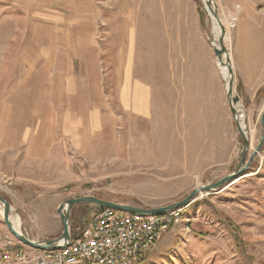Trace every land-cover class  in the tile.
Listing matches in <instances>:
<instances>
[{"label":"rangeland","instance_id":"rangeland-1","mask_svg":"<svg viewBox=\"0 0 264 264\" xmlns=\"http://www.w3.org/2000/svg\"><path fill=\"white\" fill-rule=\"evenodd\" d=\"M79 1L0 0V194L33 239L45 237L42 219L59 217L57 207L68 198L162 207L232 173L243 154L227 96L226 116L216 106L224 77L204 0H123L121 17L133 16L127 25L105 17L74 22L91 8ZM215 1L234 61L237 24L229 25L230 17L252 4L264 36V0ZM77 28L131 35L120 38L124 47L112 37L103 38L104 46L100 37L94 47L83 41V56H91V47L107 50L113 65L107 69L75 68L62 43L51 44L60 48L50 62L38 55L53 40L39 31ZM117 48L125 54L116 59ZM126 60L132 69L114 68ZM236 85L252 151L262 135L264 101H243ZM60 140L67 155L58 157L46 143ZM92 147L99 151L89 157ZM246 172L252 175L199 195L143 264H264V145ZM99 210L75 206L73 227L83 228ZM7 236L14 237L0 213V241Z\"/></svg>","mask_w":264,"mask_h":264},{"label":"crops","instance_id":"crops-1","mask_svg":"<svg viewBox=\"0 0 264 264\" xmlns=\"http://www.w3.org/2000/svg\"><path fill=\"white\" fill-rule=\"evenodd\" d=\"M80 2V1H79ZM81 5L87 6L90 5L91 8L89 10H85V12L82 15H75L73 18L74 22H91L94 23V21H101L106 18L108 22L110 21H122L124 25H127L130 23L133 19V16H129L128 18L121 17V10L124 8L123 6V0H83L80 2ZM113 8L115 9V13ZM118 8L120 9V13L118 11ZM99 9L101 12H99ZM103 10L108 11L109 13L103 14ZM109 14V15H108ZM105 17V18H104ZM105 19V20H106ZM258 14L256 11L253 10L252 4H245V7L241 10L239 17H237V34L235 37V60L233 61V56L231 53L234 70H235V84L240 88V93L242 95V100L244 101V97H246V100L249 101H257L260 100V103L264 101V92L262 93L260 98L258 97V94L261 90V88L264 87V56L261 52V47L264 44L262 38L264 36L261 34L260 28L258 24ZM90 26V24H89ZM110 30L104 31V34H102V31L99 34L98 31H94L92 29L87 28H77L74 30H68L64 33H56L55 31H51L49 33H43L39 31L37 33L38 37L44 38V35L48 37L51 40V43L49 42V45L46 47H41V50L38 52V55L42 54L44 59L46 60V63L53 60L54 56H59V46L51 45L54 43H62L64 46H62L63 53L67 55V58L69 59V64L74 66L77 69L83 68H91L92 70H98V69H107L110 67H113L111 65L110 61L107 58V50L105 48H102L99 52L95 53V49L91 47V50H89L90 57L83 56V41L85 39H90L91 43L94 47V43H98L96 38L100 37L101 41L98 43L101 46H104L103 38L104 37H112L115 39L113 44L116 46H123L122 44H125V40L121 41L120 38L124 37H130L131 33H127V35L121 36V34L124 33V31H111L110 35L108 34ZM119 38V41H116ZM123 46V47H124ZM122 47V48H123ZM122 48L119 49L116 56V59L118 55L125 54ZM129 53H132L129 50ZM132 60H126L124 62L119 63V65H115L114 68L116 69H132V66H130ZM128 76V74H127ZM128 85L129 83H125ZM240 95V94H239ZM225 96V97H224ZM226 91L225 95L223 97L217 96L219 98V101H216V106L221 105V109H223L224 116L227 115V110L225 107V100L226 98ZM240 97V96H239ZM241 99V98H240ZM214 103V102H213ZM212 103V104H213ZM214 106V105H213ZM213 109V107H212ZM214 115V114H213ZM212 115V116H213ZM75 135L76 139V134ZM69 135H72V131L69 133ZM64 139V138H63ZM75 142V140H74ZM76 147V145L74 144ZM46 147L48 150H55L58 157H60V154H66V147L65 143L60 140L59 142H56L54 144H48L46 143ZM65 148V153H64ZM77 148V147H76ZM83 149V148H82ZM81 148H78V151H80ZM92 151L94 154L95 152L99 151V148H88V155L91 157L90 152ZM62 156V157H65ZM60 205V204H59ZM58 205V207H59ZM57 207V210H58ZM187 208V207H186ZM185 208V209H186ZM184 209V210H185ZM42 212H45V210L42 209ZM58 213V212H57ZM59 215V214H58ZM42 226L44 229L45 237L37 238L39 240L42 239H53L57 238L61 235V232L63 230V224L61 222L60 216L56 218L51 219H42ZM165 236V235H164ZM10 238V236H7L5 240L0 241V245H4L7 240ZM160 243V242H159ZM159 245V244H158Z\"/></svg>","mask_w":264,"mask_h":264},{"label":"built area","instance_id":"built-area-1","mask_svg":"<svg viewBox=\"0 0 264 264\" xmlns=\"http://www.w3.org/2000/svg\"><path fill=\"white\" fill-rule=\"evenodd\" d=\"M184 209L141 214L100 208L57 250L31 248L10 237L0 245V264H143L164 235L184 220Z\"/></svg>","mask_w":264,"mask_h":264},{"label":"water","instance_id":"water-1","mask_svg":"<svg viewBox=\"0 0 264 264\" xmlns=\"http://www.w3.org/2000/svg\"><path fill=\"white\" fill-rule=\"evenodd\" d=\"M205 5H206V11L211 12L217 23H219L220 33L217 40L218 46L214 47L213 50L220 65L225 66L228 69L229 77L228 79L226 78V80H224V87L229 101L230 110L233 119L236 123V127L244 140V148H243L241 161L238 167L235 169V171L224 176L217 182L199 185L195 189H193L191 193L188 194L184 199L162 207L148 208V207L133 205L131 203H118L115 201L98 198L95 195L73 196L62 202L57 210L61 222L63 224V230L61 232V235L57 238L45 239V240L30 238L22 231L21 226L19 229H17L14 226V222L11 218V212L13 211L11 203L0 194V213L3 217V221L7 226L8 230L10 231V233L19 242H21L22 244L28 247L40 249V250H57L67 246V244L70 243L71 241V224H70L71 212H72V208L77 204L88 203L102 208H113L118 210H125L132 213L162 214L171 210L185 208L189 206L191 203H193L199 195H203L204 193L209 194V193L218 192L224 189L225 187L229 186L236 179H239L241 176L247 173L246 170L250 167L252 161L260 153L264 145V109L261 113L262 135L256 148L250 151L251 141L248 136V130L245 125V121L243 119V126H242L239 119V116L242 115V113H240L241 110L239 108L241 100L239 96L235 95V70L229 48L227 47L226 44V39L228 36L227 29L224 23L222 22L221 17L219 16L216 1L206 0Z\"/></svg>","mask_w":264,"mask_h":264},{"label":"bare ground","instance_id":"bare-ground-1","mask_svg":"<svg viewBox=\"0 0 264 264\" xmlns=\"http://www.w3.org/2000/svg\"><path fill=\"white\" fill-rule=\"evenodd\" d=\"M206 1V0H205ZM209 14H210V17H211V19H212V21H213V30H214V34H215V39H214V43H213V46L214 47H217L218 46V43H217V40H218V36H219V33H220V27H219V23H217V21L215 20V18L213 17V15H212V13L211 12H209ZM222 19V18H221ZM225 20L224 19H222V22H224ZM237 23V16H235V15H232L231 17H230V20H229V22H228V24L229 25H231V26H234L235 24ZM225 25V24H224ZM228 26V25H227ZM213 38H214V36H213ZM227 39H229V37L227 36ZM230 55H231V52H230ZM232 58V57H231ZM220 64V63H219ZM220 67H221V69H222V74H223V77H224V80H226V78L228 79V69H227V67H225V66H222V65H220ZM239 119H240V122H241V116H239ZM241 125H242V123H241ZM243 126V125H242ZM146 153H147V150L145 151ZM250 175H252L251 173H249L248 174V172L245 174V175H243V176H241L240 178H243V177H248V176H250ZM239 178V179H240ZM238 179H236L235 181H237ZM234 181V182H235ZM233 182V183H234ZM232 183V184H233ZM13 222H14V226L17 228V229H19L20 228V225H21V220H20V217L18 216L17 218H15V219H13Z\"/></svg>","mask_w":264,"mask_h":264},{"label":"trees","instance_id":"trees-1","mask_svg":"<svg viewBox=\"0 0 264 264\" xmlns=\"http://www.w3.org/2000/svg\"><path fill=\"white\" fill-rule=\"evenodd\" d=\"M263 90H264V87L261 88V90H260V92H259V94H258V97H259V98H260V96L262 95V93H263L262 91H263ZM260 93H261V94H260ZM259 95H260V96H259ZM241 122H242V124H243V118H242V116H241ZM255 171H256V170H255ZM249 173H251V172H248V174H249ZM98 198H99V197H98ZM78 205H79V204H77V205H75V206H78ZM75 206H74V207H75ZM74 207H73V208H74ZM73 208H72V210H73ZM99 208H102V207H99ZM89 220H90V219H89ZM89 220H88V221H89ZM73 221H74V223H76L75 219L71 217V236H72V237H74V236H76L78 233H80L81 230H82V229L86 226V224L88 223V222L85 223L84 226H83V228L80 229V227H78V224H77V226L73 227V225H74Z\"/></svg>","mask_w":264,"mask_h":264}]
</instances>
